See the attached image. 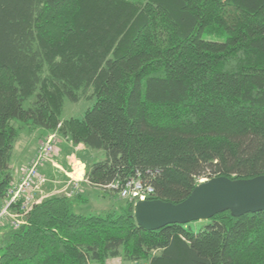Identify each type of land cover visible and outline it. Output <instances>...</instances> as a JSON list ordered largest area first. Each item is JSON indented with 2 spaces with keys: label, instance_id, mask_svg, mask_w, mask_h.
Returning <instances> with one entry per match:
<instances>
[{
  "label": "trees",
  "instance_id": "1",
  "mask_svg": "<svg viewBox=\"0 0 264 264\" xmlns=\"http://www.w3.org/2000/svg\"><path fill=\"white\" fill-rule=\"evenodd\" d=\"M25 127L104 152L86 177L106 193L139 178L180 204L201 179L264 176V0H0V201ZM79 202L35 205L0 237V264H264V211L148 231L134 202Z\"/></svg>",
  "mask_w": 264,
  "mask_h": 264
},
{
  "label": "rangeland",
  "instance_id": "2",
  "mask_svg": "<svg viewBox=\"0 0 264 264\" xmlns=\"http://www.w3.org/2000/svg\"><path fill=\"white\" fill-rule=\"evenodd\" d=\"M95 102V99L81 100L78 103H73L69 100H65L62 118L82 119L84 117V114L95 105ZM50 135H55L57 138L56 153L54 154L53 159L54 164H48L50 165V168H45L46 172L44 173V175L47 178V184L43 185L39 189H36L34 193V196L36 198L44 197L42 201L59 195L65 196L64 192L67 189L71 188L70 186H72L74 183L72 182L71 177L80 176L82 172L80 167L75 166L77 161H80L86 166L87 175L88 168L91 164L97 161L104 160L105 158L104 152L93 151L87 149L85 146L79 148V145L73 144V142H71L68 137H65L64 135H61L57 132H46L42 129H31L29 127H25L22 130L13 150V160L11 162V173L13 175V179L14 177L18 178L21 167H23L24 165L27 166L30 160L35 156L36 151L34 152V149L38 148V146ZM29 156L31 157L30 159L28 158ZM73 157H75V159H73ZM25 160H27V164L23 163ZM22 173L23 171L21 172V176ZM20 180L16 183H19ZM206 180L207 179L204 178V180L202 179L198 181V185L205 182ZM91 188H93L91 198L85 204L79 202L74 208V211L76 213H80L83 215H104L107 211L113 210L114 208L124 207L127 203V201L120 199L119 195L116 193L110 192L109 195L115 196V198H112L110 196L108 197L107 194H105L106 192L102 190H98L95 187ZM78 196H81V194H78L75 197ZM5 201L6 199L0 201V210L4 206ZM22 219L25 222L27 221L25 218ZM17 220L21 219L5 218L3 221V225L0 226V233H4L6 230L11 229L12 227L16 228L15 222ZM209 222L199 221L193 222L190 225L194 232H199L206 225H208ZM104 264L133 263L126 262L124 258L120 256L115 259H109Z\"/></svg>",
  "mask_w": 264,
  "mask_h": 264
},
{
  "label": "water",
  "instance_id": "3",
  "mask_svg": "<svg viewBox=\"0 0 264 264\" xmlns=\"http://www.w3.org/2000/svg\"><path fill=\"white\" fill-rule=\"evenodd\" d=\"M262 211L264 176L246 180L218 177L197 185L180 204L161 200L139 201L135 205L134 218L139 227L156 231L169 225L209 221L225 212L244 216Z\"/></svg>",
  "mask_w": 264,
  "mask_h": 264
},
{
  "label": "built area",
  "instance_id": "4",
  "mask_svg": "<svg viewBox=\"0 0 264 264\" xmlns=\"http://www.w3.org/2000/svg\"><path fill=\"white\" fill-rule=\"evenodd\" d=\"M57 138L50 135L39 146L35 156L29 164L23 169L22 177L19 183H13L8 191L4 206L0 210V226L3 225L5 218H17L16 228L25 225L22 218H27L33 207L43 200L44 197L36 198L34 193L36 189L47 184V178L42 173V168L47 164H54V154L56 153ZM75 166L82 170L80 176L71 177L73 183L71 188L64 193L67 198H73L81 194V185L86 184L95 187L86 177V166L77 161ZM202 180V179H201ZM204 180V179H203ZM200 181V180H199ZM101 189L113 192L119 195L120 199L134 202L151 200L155 194L154 188L145 185L139 178H132L124 182L114 181Z\"/></svg>",
  "mask_w": 264,
  "mask_h": 264
},
{
  "label": "crops",
  "instance_id": "5",
  "mask_svg": "<svg viewBox=\"0 0 264 264\" xmlns=\"http://www.w3.org/2000/svg\"><path fill=\"white\" fill-rule=\"evenodd\" d=\"M83 145H79L78 147L79 148H81ZM37 149V148H36ZM36 149H34V152L36 151ZM33 152V153H34ZM36 153V152H35ZM29 159L31 158L30 156L28 157ZM27 158V159H28ZM73 159H75V157H73ZM72 159V160H73ZM24 164L26 163L27 164V160H25L24 162H23ZM26 167V165H24L23 167H21V169H20V172H19V175H18V178H15L14 177V179H13V183H16L17 181H19L20 179H21V172L23 171V169ZM45 168H50V165H45L43 168H42V171H43V173H45L46 172V169ZM15 176V175H14ZM81 203L82 204H85V203H87L88 201H89V199L91 198V193H92V190H93V188H91V186H89V185H86V184H84V185H82L81 186ZM105 194H107V196L109 197H114L115 198V196H112V195H109L110 193H105ZM81 204V205H82ZM107 211V210H106ZM4 233H0V236L2 237V235H3Z\"/></svg>",
  "mask_w": 264,
  "mask_h": 264
}]
</instances>
